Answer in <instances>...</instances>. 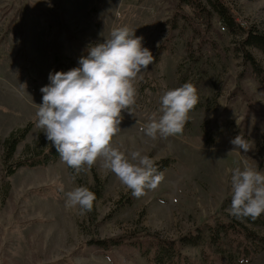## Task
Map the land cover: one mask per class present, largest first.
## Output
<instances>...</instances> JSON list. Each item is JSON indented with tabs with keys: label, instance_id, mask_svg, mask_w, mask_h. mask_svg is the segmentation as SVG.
<instances>
[{
	"label": "rangeland",
	"instance_id": "374dc122",
	"mask_svg": "<svg viewBox=\"0 0 264 264\" xmlns=\"http://www.w3.org/2000/svg\"><path fill=\"white\" fill-rule=\"evenodd\" d=\"M177 1L50 0L49 6V0H0V264H148L137 247L144 237L176 242L197 234L201 245L180 246L183 264L228 259L230 245L212 241L208 228L234 218L225 211L231 170H264V85L240 51L249 28L264 34V0H225L239 26L233 30L181 5L190 25L174 11ZM121 25L144 37L154 61L136 78V104L122 112L121 132L113 143L129 157L141 151L154 165L172 161L161 171L159 186L141 197L99 161L80 172L78 178L88 187L94 176L105 181L91 221L65 204V193L78 184L60 158L44 167L18 165L49 147L36 126L40 89L49 83V72L79 66L88 46L103 42ZM198 29L204 39L196 35ZM246 50L264 71L261 53ZM185 82L195 86L199 102L184 131L147 137L141 129L161 115V95ZM26 128L28 134L6 160L4 141ZM238 136L247 151L233 143ZM255 219L256 224H243L264 238V214ZM117 237L126 240L105 251L92 244ZM246 260L264 264V248Z\"/></svg>",
	"mask_w": 264,
	"mask_h": 264
},
{
	"label": "clouds",
	"instance_id": "9594fccd",
	"mask_svg": "<svg viewBox=\"0 0 264 264\" xmlns=\"http://www.w3.org/2000/svg\"><path fill=\"white\" fill-rule=\"evenodd\" d=\"M135 33L136 29L128 25L115 27L109 38L88 46L78 60L79 66L50 71L49 83L40 89L42 102L36 104V126L43 129L60 159L74 170V178L99 161L134 196L141 197L146 190L156 189L164 174L141 151H133L129 157L113 143L121 132L122 112H131L136 104L135 80L154 61L144 37ZM198 102L191 82L167 90L160 97L161 115L150 119L141 131L151 139L181 134ZM233 143L247 151L241 137ZM231 172V205L225 211L236 218L255 219L264 214V170L246 166ZM65 197L66 206L81 213L91 211L97 199L84 185L67 191ZM239 264L248 261L241 258Z\"/></svg>",
	"mask_w": 264,
	"mask_h": 264
},
{
	"label": "trees",
	"instance_id": "16d2710c",
	"mask_svg": "<svg viewBox=\"0 0 264 264\" xmlns=\"http://www.w3.org/2000/svg\"><path fill=\"white\" fill-rule=\"evenodd\" d=\"M206 5L203 4L202 0H178L174 3V11L176 14H180V18L183 21H186L190 25H193L192 19L186 15L184 12L180 10L181 5H185L188 7L193 14H195L198 18H203L205 20H212L213 18H217L220 23L228 30H233L235 28L239 29V26L235 24L234 19L232 18L231 10L225 0H205ZM194 31V29H193ZM196 32V31H194ZM196 35L198 38L204 39V34L198 29ZM247 48H253L264 57V34L258 32L254 28H249L241 41V49L242 58L245 63H247L253 73L256 75L258 81L264 85V71L261 69L256 60L247 52ZM29 129H23L10 134L9 137L4 141L3 147L6 153V160L12 159V156L15 152L16 147L22 142L25 136L28 134ZM208 145V143H207ZM59 155L56 152L54 147H51L49 143V147L46 151L41 154L35 155L32 159H28L25 163L19 164L20 167H28L35 168L38 166H46L48 163L55 162L59 159ZM172 159H165L162 162L155 164V167L158 172H161L164 169L169 167ZM69 171L74 178V170L69 167ZM10 171L9 174H11ZM74 180L77 182L78 186L85 185L77 175H75ZM105 181H100V179L94 176V185L92 187H88L91 191L96 194V201L101 199L102 193L104 191ZM225 203L231 205V199L227 200ZM94 205L91 211L86 212L87 218L92 221V211L94 209ZM217 217H214L216 219ZM94 219V216H93ZM258 222L256 219L251 217H243V218H231L230 222L227 224H220L216 221V225L214 227H209L208 230L210 232V239L216 243L226 244L230 248L233 249V253L231 249L228 253V259H226L222 264H234L235 262H239L241 258L247 259L249 256H253L258 254L264 248V238L257 236L254 232L248 230L243 223L248 224H256ZM122 237L112 238L104 241H93L92 244L96 246L98 250H108L112 246H120L123 243ZM233 240V241H232ZM145 243H147L148 248ZM202 243V236L197 235H189L180 238L178 241H161L156 236H148L144 237L143 241H139L137 243V247L141 249L144 253L143 256L147 257L148 264H180L184 263V261L180 257L179 249L180 246H190L197 247ZM232 243L234 245H232ZM251 244H257V247L250 248ZM147 248V249H146ZM214 262V261H213ZM211 262L210 264H213ZM218 264V263H215Z\"/></svg>",
	"mask_w": 264,
	"mask_h": 264
}]
</instances>
